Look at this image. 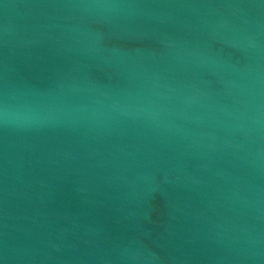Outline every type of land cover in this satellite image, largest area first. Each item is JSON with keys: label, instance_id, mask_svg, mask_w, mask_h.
<instances>
[{"label": "water", "instance_id": "95a60500", "mask_svg": "<svg viewBox=\"0 0 264 264\" xmlns=\"http://www.w3.org/2000/svg\"><path fill=\"white\" fill-rule=\"evenodd\" d=\"M0 264H264V0H0Z\"/></svg>", "mask_w": 264, "mask_h": 264}, {"label": "clouds", "instance_id": "9594fccd", "mask_svg": "<svg viewBox=\"0 0 264 264\" xmlns=\"http://www.w3.org/2000/svg\"><path fill=\"white\" fill-rule=\"evenodd\" d=\"M34 112L35 109L31 105H25V111L21 113L3 102L0 103V123H11L17 118L30 119L29 113Z\"/></svg>", "mask_w": 264, "mask_h": 264}]
</instances>
